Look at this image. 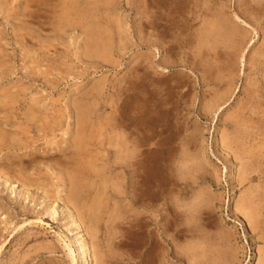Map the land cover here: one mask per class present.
Wrapping results in <instances>:
<instances>
[{"label":"rangeland","instance_id":"rangeland-1","mask_svg":"<svg viewBox=\"0 0 264 264\" xmlns=\"http://www.w3.org/2000/svg\"><path fill=\"white\" fill-rule=\"evenodd\" d=\"M0 127V264H264V0H0Z\"/></svg>","mask_w":264,"mask_h":264},{"label":"bare ground","instance_id":"bare-ground-1","mask_svg":"<svg viewBox=\"0 0 264 264\" xmlns=\"http://www.w3.org/2000/svg\"><path fill=\"white\" fill-rule=\"evenodd\" d=\"M89 27H90V26H89ZM222 27H223V25H222ZM220 29H221V28H220ZM223 29H225V28H223ZM218 31H219V29H218ZM218 31H217V32H218ZM227 31H228V30H227ZM212 32H214V31H212ZM212 32H211V33H212ZM225 32H226V31H225ZM227 33H228V32H227ZM229 33H231V32H229ZM229 33H228V34H229ZM209 34H210V33H209ZM215 34H217V33H215ZM215 34H214V35H215ZM220 34H221V33H220ZM220 34H219V36H220ZM225 35H226V34H225ZM212 36H213V34H212L210 37H212ZM223 36H224V35H223ZM226 36H227V35H226ZM208 38H209V36H208ZM209 39H210V38H209ZM98 48H99V47H98ZM104 52H105V51H104ZM92 53H93V52H92ZM82 106H85V105H82ZM82 106H80V107H82ZM82 108H83V107H82ZM78 110H79V109H78ZM80 110H81V109H80ZM82 110H83V109H82ZM86 112H88V111H86ZM32 113H34V112H32ZM28 114H29V113H28ZM34 115H35V113H34ZM82 116H83V115H82ZM39 121H40V120H39ZM49 124H50V123H49ZM84 124H85V123H84ZM84 124H83V125H84ZM0 128H1V127H0ZM7 131H9V130H7ZM10 134H11V133H10ZM8 136H9V135H8ZM13 137H14V136H13ZM11 139H12V138H11ZM7 140H8V139H7ZM0 141H1V140H0ZM5 141H6V140H5ZM4 143H5V142H4ZM4 143H3V144H4ZM9 146H10V145H9ZM9 146H8V147H9ZM10 148H11V147H10ZM19 155H20V154H19ZM32 155H33V154H32ZM32 160H33V159H32ZM75 163H76V162H75ZM136 163H137V162H136ZM70 175H71V173H70ZM72 175H73V174H72ZM79 175H80V174H79ZM74 177H75V176H74ZM80 177H81V176H80ZM68 180H69V179H68ZM72 180H73V179H72ZM79 180H80V179H79ZM80 181H81V180H80ZM81 184H82V183H81ZM82 185H83V184H82ZM73 186H74V185H73ZM76 186H77V185H76ZM85 186H86V185H85ZM77 187H78V186H77ZM69 188H70V187H69ZM78 188H79V187H78ZM80 188H81V187H80ZM83 188H84V187H83ZM85 188H86V187H85ZM75 189H76V188H75ZM83 191H84V190H83ZM78 192H79V191H78ZM86 192H87V191H86ZM78 194H79V193H78ZM78 194H77V195H78ZM81 195H82V192H81ZM88 195H89V194H88ZM79 196H80V194H79ZM68 197H69V196H68ZM74 199H75V198H74ZM74 199H73V200H74ZM77 199H78V198H77ZM73 200H72V201H73ZM69 201H71V200H69ZM73 203H75V202H72V204H73ZM100 204H101V203H100ZM103 206H104V205H103ZM89 213H90V212H89ZM94 213H95V212H94ZM242 214H246V213H242ZM243 217H244V216H243ZM245 217H246V216H245ZM95 220H96V219H95ZM115 221H116V220H115ZM94 222H95V221H94ZM250 223H251V222H250ZM252 224H253V223H252ZM81 248H82V246H81ZM184 251H185V250H184ZM190 251H191V250H190ZM191 253H192V252H191ZM212 259H213V258H212ZM212 259H211V260H212ZM164 260H165V259H164ZM215 261H216V260H215ZM210 262H211V261H210ZM221 262H222V261H221ZM212 263H213V262H212ZM217 263H218V262H217ZM85 264H87V263H85Z\"/></svg>","mask_w":264,"mask_h":264}]
</instances>
